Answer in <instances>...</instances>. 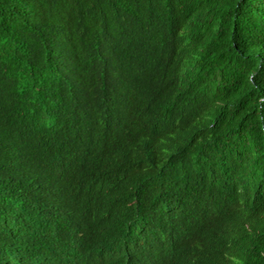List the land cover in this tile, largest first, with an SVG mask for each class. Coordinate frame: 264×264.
Instances as JSON below:
<instances>
[{"label":"trees","instance_id":"16d2710c","mask_svg":"<svg viewBox=\"0 0 264 264\" xmlns=\"http://www.w3.org/2000/svg\"><path fill=\"white\" fill-rule=\"evenodd\" d=\"M195 261L264 264V0H0V264Z\"/></svg>","mask_w":264,"mask_h":264},{"label":"clouds","instance_id":"9594fccd","mask_svg":"<svg viewBox=\"0 0 264 264\" xmlns=\"http://www.w3.org/2000/svg\"><path fill=\"white\" fill-rule=\"evenodd\" d=\"M193 259H197V258H196V257H194ZM193 264H196V261H195Z\"/></svg>","mask_w":264,"mask_h":264}]
</instances>
